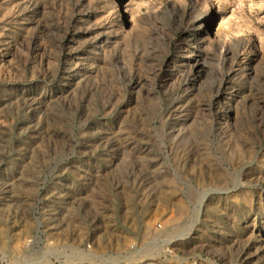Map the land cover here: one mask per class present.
<instances>
[{
  "label": "rangeland",
  "instance_id": "obj_1",
  "mask_svg": "<svg viewBox=\"0 0 264 264\" xmlns=\"http://www.w3.org/2000/svg\"><path fill=\"white\" fill-rule=\"evenodd\" d=\"M0 0V264H264V0Z\"/></svg>",
  "mask_w": 264,
  "mask_h": 264
},
{
  "label": "bare ground",
  "instance_id": "obj_2",
  "mask_svg": "<svg viewBox=\"0 0 264 264\" xmlns=\"http://www.w3.org/2000/svg\"><path fill=\"white\" fill-rule=\"evenodd\" d=\"M122 2V8L120 9V15H123L124 13H129V7L125 0H121Z\"/></svg>",
  "mask_w": 264,
  "mask_h": 264
}]
</instances>
